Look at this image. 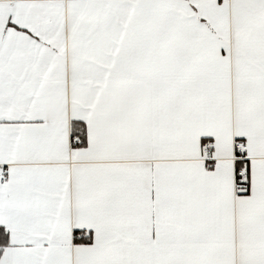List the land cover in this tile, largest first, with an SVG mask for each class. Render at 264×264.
Segmentation results:
<instances>
[{
  "label": "snow or ice",
  "instance_id": "obj_1",
  "mask_svg": "<svg viewBox=\"0 0 264 264\" xmlns=\"http://www.w3.org/2000/svg\"><path fill=\"white\" fill-rule=\"evenodd\" d=\"M0 264H264V0H0Z\"/></svg>",
  "mask_w": 264,
  "mask_h": 264
}]
</instances>
